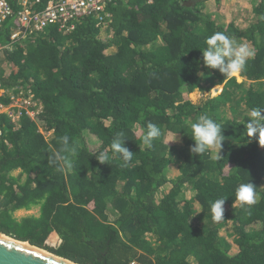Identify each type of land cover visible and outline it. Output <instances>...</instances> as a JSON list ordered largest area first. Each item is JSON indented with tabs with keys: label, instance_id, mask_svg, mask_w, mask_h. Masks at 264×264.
Here are the masks:
<instances>
[{
	"label": "trees",
	"instance_id": "16d2710c",
	"mask_svg": "<svg viewBox=\"0 0 264 264\" xmlns=\"http://www.w3.org/2000/svg\"><path fill=\"white\" fill-rule=\"evenodd\" d=\"M18 1L0 33V82L42 110L2 117L0 233L76 264H264V147L244 132L250 109L264 107V0H112L73 31L53 25L12 43ZM216 31L255 52L231 79L196 71ZM196 90L209 95L194 103ZM203 113L224 129L219 159V149L190 152L184 129ZM148 122L163 132L152 148ZM121 130L127 166L110 148ZM63 135L78 151L58 172L49 159ZM241 182L257 187L255 205L235 200ZM217 198L227 199L221 222Z\"/></svg>",
	"mask_w": 264,
	"mask_h": 264
},
{
	"label": "clouds",
	"instance_id": "9594fccd",
	"mask_svg": "<svg viewBox=\"0 0 264 264\" xmlns=\"http://www.w3.org/2000/svg\"><path fill=\"white\" fill-rule=\"evenodd\" d=\"M206 47L202 51V60L196 62V71L198 75L204 74L202 69L217 70L225 79H231L246 70L247 61L254 57L255 52L247 43L238 42L232 35L224 31H216L207 37ZM223 80V81H224ZM194 144L190 146V152L200 157L214 149H219L216 158L221 157L220 151L226 137L222 124L207 113L200 114L194 121L189 122L184 129ZM244 132L251 140H257L259 145L264 147V107L254 106L250 109L249 118L246 121ZM179 132L176 133L177 135ZM163 135L160 126L153 122H148L146 130L143 132V144L152 148L154 141L160 139ZM128 138L125 131H117L110 143L113 154H118L123 161L124 166L132 160L133 152L126 146ZM60 148L53 153L49 163L56 168L58 172L65 169L72 170L74 167L73 157H75L78 147L71 141L68 135L57 138ZM168 142V147H169ZM101 163H107L109 156L107 150H101L94 154ZM227 199L217 198L210 205L212 220L221 222L225 220V203ZM235 200L242 206H253L257 203V187L251 182H241L235 188Z\"/></svg>",
	"mask_w": 264,
	"mask_h": 264
},
{
	"label": "built area",
	"instance_id": "2783aa9c",
	"mask_svg": "<svg viewBox=\"0 0 264 264\" xmlns=\"http://www.w3.org/2000/svg\"><path fill=\"white\" fill-rule=\"evenodd\" d=\"M14 0H0V33L5 23L15 16ZM112 0H50L39 11L43 0H20L16 15V25L10 33V40L16 43L27 37L29 31L42 32L46 28L58 25L60 29L73 31L76 22L83 15L101 13ZM3 46L0 43V52ZM17 92V93H16ZM8 99L11 103L5 104L2 100ZM42 110L41 104L35 100L33 94L16 87L7 88L0 82V139L4 135L2 117L8 116L15 122L21 116L35 118Z\"/></svg>",
	"mask_w": 264,
	"mask_h": 264
},
{
	"label": "water",
	"instance_id": "95a60500",
	"mask_svg": "<svg viewBox=\"0 0 264 264\" xmlns=\"http://www.w3.org/2000/svg\"><path fill=\"white\" fill-rule=\"evenodd\" d=\"M2 236L4 238L0 237V264H76L28 242L17 241L3 234Z\"/></svg>",
	"mask_w": 264,
	"mask_h": 264
},
{
	"label": "rangeland",
	"instance_id": "374dc122",
	"mask_svg": "<svg viewBox=\"0 0 264 264\" xmlns=\"http://www.w3.org/2000/svg\"><path fill=\"white\" fill-rule=\"evenodd\" d=\"M209 3V2H208ZM210 5V3H209ZM208 5V6H209ZM207 7V5H206ZM209 8V7H208ZM212 10V8L210 7L209 11ZM220 88H217L216 89V93L217 91L219 90ZM209 95V92L207 91H201V90H196L194 93H192L191 95H189V98L191 101H193L194 103H199V102H202L200 100H202L203 98L206 99V97ZM167 142H169V140H167ZM171 143V142H170ZM34 212L37 213V210H32V211H29V212H25V211H22V212H17L16 215L17 216H25V215H30V214H34Z\"/></svg>",
	"mask_w": 264,
	"mask_h": 264
},
{
	"label": "bare ground",
	"instance_id": "6f19581e",
	"mask_svg": "<svg viewBox=\"0 0 264 264\" xmlns=\"http://www.w3.org/2000/svg\"><path fill=\"white\" fill-rule=\"evenodd\" d=\"M0 237H3L4 238V236H2V234L0 233Z\"/></svg>",
	"mask_w": 264,
	"mask_h": 264
},
{
	"label": "crops",
	"instance_id": "0c3cea01",
	"mask_svg": "<svg viewBox=\"0 0 264 264\" xmlns=\"http://www.w3.org/2000/svg\"><path fill=\"white\" fill-rule=\"evenodd\" d=\"M34 214H36V212H34Z\"/></svg>",
	"mask_w": 264,
	"mask_h": 264
}]
</instances>
